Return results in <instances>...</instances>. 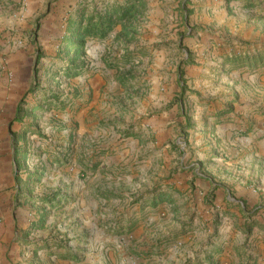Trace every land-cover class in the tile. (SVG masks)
I'll return each mask as SVG.
<instances>
[{
	"label": "rangeland",
	"instance_id": "1",
	"mask_svg": "<svg viewBox=\"0 0 264 264\" xmlns=\"http://www.w3.org/2000/svg\"><path fill=\"white\" fill-rule=\"evenodd\" d=\"M237 148L257 198L240 264H257L264 0H0V264L37 247L48 264H219L222 219L194 234L158 206L201 173L196 151Z\"/></svg>",
	"mask_w": 264,
	"mask_h": 264
},
{
	"label": "crops",
	"instance_id": "2",
	"mask_svg": "<svg viewBox=\"0 0 264 264\" xmlns=\"http://www.w3.org/2000/svg\"><path fill=\"white\" fill-rule=\"evenodd\" d=\"M214 156L215 153L196 151L191 166L202 169L201 173H196V178L192 183H188V186L180 181L173 188L163 190L171 198L169 201H161L158 212H165L162 216L166 220H179L183 217L188 221L192 220L191 223H187L185 230L186 232L190 230L194 234L205 227L213 229L212 222L207 221L215 220L217 217L222 219L218 231L224 234L227 242L213 250L214 259L218 260L219 264H240L243 261L244 249L238 239L250 228L244 202L247 205H254L257 198L253 197L250 182L245 181V155L242 148L240 151L238 148L228 152L222 151L218 156ZM182 189L184 194L180 197L177 192ZM181 228L182 226L176 227L178 230ZM253 229L254 232L257 231L256 227H251V230ZM248 247L249 251L245 250L246 258L249 255L248 258L253 261V245L249 244ZM260 254L262 256L257 259V264L264 263V251L261 250ZM31 256L33 264H48L44 261L46 254L42 253L40 247H37ZM51 261L54 264H66L57 263L55 257L51 258Z\"/></svg>",
	"mask_w": 264,
	"mask_h": 264
},
{
	"label": "trees",
	"instance_id": "3",
	"mask_svg": "<svg viewBox=\"0 0 264 264\" xmlns=\"http://www.w3.org/2000/svg\"><path fill=\"white\" fill-rule=\"evenodd\" d=\"M71 27H74V23L73 24H71ZM70 44V43H69ZM73 45H75L76 46V43L75 44H73ZM78 46V45H77ZM245 59H249V57H247V58H245Z\"/></svg>",
	"mask_w": 264,
	"mask_h": 264
},
{
	"label": "built area",
	"instance_id": "4",
	"mask_svg": "<svg viewBox=\"0 0 264 264\" xmlns=\"http://www.w3.org/2000/svg\"><path fill=\"white\" fill-rule=\"evenodd\" d=\"M10 76V75H9Z\"/></svg>",
	"mask_w": 264,
	"mask_h": 264
}]
</instances>
